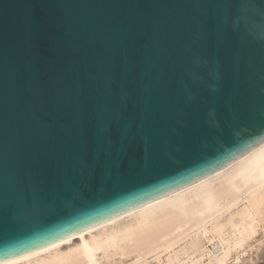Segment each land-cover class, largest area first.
I'll use <instances>...</instances> for the list:
<instances>
[{
    "label": "water",
    "instance_id": "obj_1",
    "mask_svg": "<svg viewBox=\"0 0 264 264\" xmlns=\"http://www.w3.org/2000/svg\"><path fill=\"white\" fill-rule=\"evenodd\" d=\"M264 144V0H0V264Z\"/></svg>",
    "mask_w": 264,
    "mask_h": 264
},
{
    "label": "bare ground",
    "instance_id": "obj_2",
    "mask_svg": "<svg viewBox=\"0 0 264 264\" xmlns=\"http://www.w3.org/2000/svg\"><path fill=\"white\" fill-rule=\"evenodd\" d=\"M248 250L264 257V144L186 188L1 264H254Z\"/></svg>",
    "mask_w": 264,
    "mask_h": 264
},
{
    "label": "rangeland",
    "instance_id": "obj_3",
    "mask_svg": "<svg viewBox=\"0 0 264 264\" xmlns=\"http://www.w3.org/2000/svg\"><path fill=\"white\" fill-rule=\"evenodd\" d=\"M246 253H247L246 258H249V257H250V259H252V261H253V260L256 261V262L254 261V264H263V261H264L263 258H264V257H263V258H260V259H256V253H255V254H252V253H254V250H248ZM250 253H251L252 255L248 256V254H250ZM253 255H255V258L253 257ZM247 256H248V257H247ZM252 257H253V258H252ZM151 264H154V263H151Z\"/></svg>",
    "mask_w": 264,
    "mask_h": 264
},
{
    "label": "built area",
    "instance_id": "obj_4",
    "mask_svg": "<svg viewBox=\"0 0 264 264\" xmlns=\"http://www.w3.org/2000/svg\"><path fill=\"white\" fill-rule=\"evenodd\" d=\"M264 259V258H263ZM263 264H264V261H263Z\"/></svg>",
    "mask_w": 264,
    "mask_h": 264
}]
</instances>
